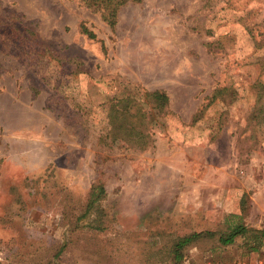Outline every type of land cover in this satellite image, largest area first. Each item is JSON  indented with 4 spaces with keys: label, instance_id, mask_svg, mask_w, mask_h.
Segmentation results:
<instances>
[{
    "label": "rangeland",
    "instance_id": "rangeland-1",
    "mask_svg": "<svg viewBox=\"0 0 264 264\" xmlns=\"http://www.w3.org/2000/svg\"><path fill=\"white\" fill-rule=\"evenodd\" d=\"M9 17L40 55H0V264H175L193 233L216 237L178 264H258L264 0H0ZM153 91L168 97L162 113ZM119 109L141 111L150 148L113 141ZM237 225L247 234L221 246Z\"/></svg>",
    "mask_w": 264,
    "mask_h": 264
},
{
    "label": "trees",
    "instance_id": "trees-1",
    "mask_svg": "<svg viewBox=\"0 0 264 264\" xmlns=\"http://www.w3.org/2000/svg\"><path fill=\"white\" fill-rule=\"evenodd\" d=\"M98 1L106 2V0ZM109 1L107 0V2ZM92 3H95V1ZM115 14L116 10L113 8L105 16V21L111 26L115 23ZM6 20H0V55H8L15 59L18 57L34 59L35 55H40L38 54V48L40 47L34 43L37 39L36 32L22 24L17 17H9ZM82 32L88 38H95V35L85 27L82 28ZM261 87L263 86L261 85ZM263 95L264 93L258 94L257 99L261 101ZM145 96L150 109L156 111L158 114L162 113L168 105V97L162 91L147 92ZM262 105V112H264V103ZM140 112L137 111L134 115H130L127 111L119 109L109 117V133H116L125 137L113 140L114 142H118L121 146L134 151H145L152 146L153 140L151 136L144 129H141L140 125L136 124V119ZM104 196L105 190L103 185L98 184L93 186L87 199L84 215H88ZM245 234H247V229L244 226L237 225L231 228L227 234L218 235L217 242L224 247L230 246L235 243L236 238L243 237ZM214 237L216 236L211 233H193L179 237L173 245L174 263L178 264L182 260L183 250L186 247L200 239H212ZM252 239L253 244L250 246L249 251L256 253L259 251L260 245L264 240V230L258 232L257 235L255 234Z\"/></svg>",
    "mask_w": 264,
    "mask_h": 264
},
{
    "label": "built area",
    "instance_id": "built-area-1",
    "mask_svg": "<svg viewBox=\"0 0 264 264\" xmlns=\"http://www.w3.org/2000/svg\"><path fill=\"white\" fill-rule=\"evenodd\" d=\"M258 253H259V257H260L258 264H264V240L262 241V243L260 245Z\"/></svg>",
    "mask_w": 264,
    "mask_h": 264
}]
</instances>
